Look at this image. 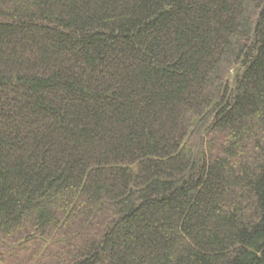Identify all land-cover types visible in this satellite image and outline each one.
I'll use <instances>...</instances> for the list:
<instances>
[{
	"label": "trees",
	"instance_id": "16d2710c",
	"mask_svg": "<svg viewBox=\"0 0 264 264\" xmlns=\"http://www.w3.org/2000/svg\"><path fill=\"white\" fill-rule=\"evenodd\" d=\"M0 262L264 264V0H0Z\"/></svg>",
	"mask_w": 264,
	"mask_h": 264
},
{
	"label": "rangeland",
	"instance_id": "374dc122",
	"mask_svg": "<svg viewBox=\"0 0 264 264\" xmlns=\"http://www.w3.org/2000/svg\"><path fill=\"white\" fill-rule=\"evenodd\" d=\"M0 264H3V263L0 262Z\"/></svg>",
	"mask_w": 264,
	"mask_h": 264
}]
</instances>
